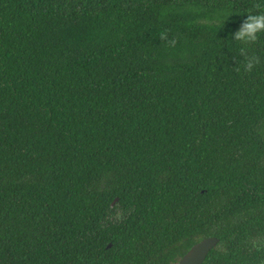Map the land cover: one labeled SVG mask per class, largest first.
I'll return each mask as SVG.
<instances>
[{
    "label": "trees",
    "instance_id": "16d2710c",
    "mask_svg": "<svg viewBox=\"0 0 264 264\" xmlns=\"http://www.w3.org/2000/svg\"><path fill=\"white\" fill-rule=\"evenodd\" d=\"M259 2L0 0V264H264Z\"/></svg>",
    "mask_w": 264,
    "mask_h": 264
},
{
    "label": "clouds",
    "instance_id": "9594fccd",
    "mask_svg": "<svg viewBox=\"0 0 264 264\" xmlns=\"http://www.w3.org/2000/svg\"><path fill=\"white\" fill-rule=\"evenodd\" d=\"M246 17L240 23V26L230 34L228 45H234L235 51L231 57L236 72H252L260 63L261 56L252 51V45L264 36V0L254 5L252 10L246 12ZM223 17L232 15V9L222 10ZM223 21V26L224 22ZM159 39L164 41L168 46L176 44L175 39H169L166 31H161ZM228 46H223L221 49ZM229 49V48H228ZM226 55V54H225Z\"/></svg>",
    "mask_w": 264,
    "mask_h": 264
},
{
    "label": "water",
    "instance_id": "95a60500",
    "mask_svg": "<svg viewBox=\"0 0 264 264\" xmlns=\"http://www.w3.org/2000/svg\"><path fill=\"white\" fill-rule=\"evenodd\" d=\"M118 199L119 198L116 197L113 204H115ZM219 240L220 238L215 235L202 238L191 246V248L180 258L177 264H202L210 250L217 245ZM111 245L112 243H109L108 246Z\"/></svg>",
    "mask_w": 264,
    "mask_h": 264
}]
</instances>
